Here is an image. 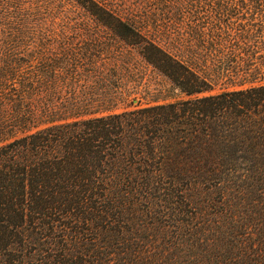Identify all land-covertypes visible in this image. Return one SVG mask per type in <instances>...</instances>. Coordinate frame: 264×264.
<instances>
[{"label": "trees", "instance_id": "16d2710c", "mask_svg": "<svg viewBox=\"0 0 264 264\" xmlns=\"http://www.w3.org/2000/svg\"><path fill=\"white\" fill-rule=\"evenodd\" d=\"M65 1L0 0V264H264V0H68L187 95L121 110Z\"/></svg>", "mask_w": 264, "mask_h": 264}, {"label": "rangeland", "instance_id": "374dc122", "mask_svg": "<svg viewBox=\"0 0 264 264\" xmlns=\"http://www.w3.org/2000/svg\"><path fill=\"white\" fill-rule=\"evenodd\" d=\"M59 6L58 13L47 16L46 28L35 42H44L47 59H52L62 49L72 47L77 51V65L85 69L77 74L81 88L97 81L99 91L106 90L112 97L120 95L114 100L118 110L137 101L145 104L187 98L165 75L147 63L135 46L125 43L105 24L87 17L76 3L67 0ZM63 60L66 59L63 57ZM93 66L95 73L86 76V69ZM221 89L222 86L216 85L211 92Z\"/></svg>", "mask_w": 264, "mask_h": 264}]
</instances>
